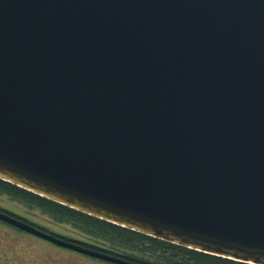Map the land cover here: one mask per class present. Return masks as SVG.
<instances>
[{
    "label": "water",
    "instance_id": "1",
    "mask_svg": "<svg viewBox=\"0 0 264 264\" xmlns=\"http://www.w3.org/2000/svg\"><path fill=\"white\" fill-rule=\"evenodd\" d=\"M0 180L264 264V0H0Z\"/></svg>",
    "mask_w": 264,
    "mask_h": 264
},
{
    "label": "trees",
    "instance_id": "2",
    "mask_svg": "<svg viewBox=\"0 0 264 264\" xmlns=\"http://www.w3.org/2000/svg\"><path fill=\"white\" fill-rule=\"evenodd\" d=\"M0 193L13 200L40 209L43 214L49 215L54 222L72 225L91 243H84L74 239H66L82 246L103 251L109 255L120 256L136 264H247L231 261L186 249L179 245L164 242L159 239L130 231L113 223L98 220L90 215L76 212L58 203H53L35 194H30L14 185L0 180ZM5 212L4 210H0ZM7 213V212H5ZM8 214V213H7ZM10 215V214H8ZM11 216V215H10ZM16 217V216H15ZM18 218V217H17ZM21 219V218H20ZM24 220V219H21ZM26 221V220H24ZM30 224V223H29ZM33 226V225H32ZM39 228V227H38ZM41 229V228H40ZM94 243V244H93ZM102 245V246H101Z\"/></svg>",
    "mask_w": 264,
    "mask_h": 264
},
{
    "label": "rangeland",
    "instance_id": "3",
    "mask_svg": "<svg viewBox=\"0 0 264 264\" xmlns=\"http://www.w3.org/2000/svg\"><path fill=\"white\" fill-rule=\"evenodd\" d=\"M11 216L26 220L33 226L46 230L54 236L70 238L84 243H91L72 225L54 222L49 215L38 208H31L24 203L0 193V210ZM94 244V243H93ZM102 246V245H101ZM0 264H111L104 260L83 256L63 247L34 237L25 231L10 227L0 222ZM114 264V263H112Z\"/></svg>",
    "mask_w": 264,
    "mask_h": 264
},
{
    "label": "flooded vegetation",
    "instance_id": "4",
    "mask_svg": "<svg viewBox=\"0 0 264 264\" xmlns=\"http://www.w3.org/2000/svg\"><path fill=\"white\" fill-rule=\"evenodd\" d=\"M46 242V241H45ZM78 254V253H77ZM79 254H81V253H79ZM83 255V254H82ZM83 256H85V255H83ZM88 257V256H87Z\"/></svg>",
    "mask_w": 264,
    "mask_h": 264
}]
</instances>
